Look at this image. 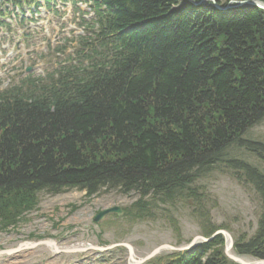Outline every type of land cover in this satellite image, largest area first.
I'll return each instance as SVG.
<instances>
[{
  "label": "trees",
  "instance_id": "trees-1",
  "mask_svg": "<svg viewBox=\"0 0 264 264\" xmlns=\"http://www.w3.org/2000/svg\"><path fill=\"white\" fill-rule=\"evenodd\" d=\"M85 1L94 19L77 62L0 92V233L36 209L41 193L69 190L88 198L134 193L139 199L124 214L139 220L159 204L192 201L201 213L198 184L225 165L260 202L256 232L232 252L264 260V171L238 156L264 164V143L250 138L264 122V10ZM232 1L264 4L218 5ZM5 5L39 2L0 0V16ZM218 230L206 221L202 235ZM164 254L146 264H236L223 236Z\"/></svg>",
  "mask_w": 264,
  "mask_h": 264
},
{
  "label": "rangeland",
  "instance_id": "rangeland-1",
  "mask_svg": "<svg viewBox=\"0 0 264 264\" xmlns=\"http://www.w3.org/2000/svg\"><path fill=\"white\" fill-rule=\"evenodd\" d=\"M77 7L86 14L83 19L78 18L81 12L76 7L58 2L55 12L41 9L33 16L26 15L24 20H28L24 23L20 21L21 15L2 20L8 26H0V91L27 76L45 78L66 62L75 51L76 38L86 35L82 20L87 23L92 18L86 13L87 5ZM27 69L31 72L27 73ZM250 138L264 143V122L251 131ZM238 156L264 171V164L256 158L243 151H238ZM242 182L238 174L222 165L198 184L203 195L201 213L192 201L174 207L159 204L160 210H154L145 220L136 219L132 212L129 216H108L98 224L94 219L99 212L114 207L128 209L139 197L134 193L124 196L103 192L88 198L78 190L56 196L41 193L36 198V209L25 214L16 226L0 233V252L19 250L0 255V264H129L125 248L57 253L46 244L19 247L45 241L54 242L59 249L128 244L134 248L136 258H144L162 245L184 247L193 239L204 237L206 221L227 231L234 244L248 240L257 229L260 202L254 189Z\"/></svg>",
  "mask_w": 264,
  "mask_h": 264
},
{
  "label": "water",
  "instance_id": "water-1",
  "mask_svg": "<svg viewBox=\"0 0 264 264\" xmlns=\"http://www.w3.org/2000/svg\"><path fill=\"white\" fill-rule=\"evenodd\" d=\"M191 1V0H189ZM213 1V0H212ZM214 2V1H213ZM201 4V3H200ZM234 5L236 7H257L260 8L262 10H264V4L262 3H256V2H251V1H245V2H234ZM215 8H217L218 10H225L220 8L219 6L215 5ZM115 214L117 216H122L123 215V210L121 208L115 207V208H111V209H107L104 210L100 213H98V215L95 217L94 221L95 223H100L101 221H103L107 216ZM219 235H223L225 238V254L226 256L233 262L237 263V264H249L246 263L242 258H239L235 255L232 254V249H233V240L231 235L226 232V231H217L211 238L206 239L203 237H197L195 238L189 245L185 246V247H180V248H176V247H172L170 245H163L158 247L157 249H155L154 251H152L149 255H147L146 257L142 258V259H138L135 256V250L132 246L128 245V244H117V245H113L107 248H100V247H94V246H89L86 245L85 248H64V249H59L57 251L58 252H64V253H83L85 251L88 250H95V251H108L111 249H115L118 247H123L125 249L128 250L129 252V264H144L148 261H151L152 259L156 258L157 256L161 255L164 252H185V251H189V250H194L197 246L203 244V243H208L210 241H212L215 237L219 236ZM51 245V243L49 242H39L37 244H31V243H24L22 244L19 249L22 248H29V247H36L38 245ZM53 244V243H52ZM19 250H11V251H2L0 252V255H4V254H12V253H16ZM251 264H264L263 260L260 261H253Z\"/></svg>",
  "mask_w": 264,
  "mask_h": 264
},
{
  "label": "bare ground",
  "instance_id": "bare-ground-1",
  "mask_svg": "<svg viewBox=\"0 0 264 264\" xmlns=\"http://www.w3.org/2000/svg\"><path fill=\"white\" fill-rule=\"evenodd\" d=\"M91 11V10H90ZM85 248L86 247V245H84V246H80L79 245V248ZM51 249L53 250V251H58V247L55 245V244H51ZM246 263H249V264H251L252 263V260H247V259H243Z\"/></svg>",
  "mask_w": 264,
  "mask_h": 264
}]
</instances>
